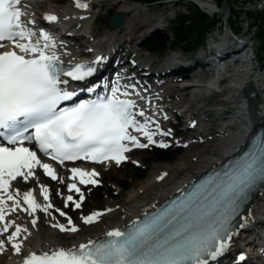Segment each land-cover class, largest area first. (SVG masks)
I'll return each instance as SVG.
<instances>
[{"label":"snow or ice","instance_id":"snow-or-ice-1","mask_svg":"<svg viewBox=\"0 0 264 264\" xmlns=\"http://www.w3.org/2000/svg\"><path fill=\"white\" fill-rule=\"evenodd\" d=\"M74 3L78 9L89 8L81 0ZM28 7L22 0H0V237H5L0 239V254L7 250V243L20 255L24 241L31 236L27 227L7 219L18 210L32 217L30 223L35 228L39 219L36 213L55 220L50 211L54 209L65 217L67 226L56 222L52 228L61 233L80 231L71 217L55 208L46 185H39L44 203L37 202L32 188L21 190L14 186V182L27 185L30 180H38V168L51 180L65 183L51 164L41 161L38 153L61 166L66 161L79 160L101 164L114 161L119 165L132 147H169L163 142L157 144L154 137L171 135L170 130H161L147 115L152 98L142 95L135 84H121L117 78L111 86L105 83L73 88V83L93 77L104 58L97 57L91 64H65L53 34L44 28L36 29ZM43 20L51 25L58 22V17L47 14ZM9 45L11 50H7ZM97 87H102L103 92H97ZM81 92L95 95L77 100ZM132 94L146 107L141 108L129 98ZM134 133L142 134L147 143H141ZM70 172L73 182L67 184V190L79 198L63 197L64 206L71 203L80 209L85 196L76 181L97 186L99 173L79 167ZM261 182L264 140L230 161L223 172L202 178L154 214L145 213L143 219L134 220L124 229L110 230L102 240L33 252L23 258V264H218L238 234L233 221L240 216L241 204ZM105 214L96 211L81 220L90 225ZM238 227H246V222ZM10 229L14 230L9 233ZM239 260L244 261L245 256L241 254Z\"/></svg>","mask_w":264,"mask_h":264},{"label":"bare ground","instance_id":"bare-ground-1","mask_svg":"<svg viewBox=\"0 0 264 264\" xmlns=\"http://www.w3.org/2000/svg\"><path fill=\"white\" fill-rule=\"evenodd\" d=\"M22 2L29 5L26 10L31 14L29 18L36 21L35 27L38 22L43 19V16L46 14L45 12L58 14L59 23L53 25L56 31L57 28L58 30H62L63 28H69L74 24H79V26H81L78 31L70 32L68 34L69 37L66 40H62L64 38H54L58 45V54L61 55L62 61L67 63H79L83 58H86L87 53L89 52L88 48H90V44L92 43L94 45H98L99 47L101 46L104 52H117L115 53L116 55L125 54L123 56L124 59L127 55H135V58H141L139 52L135 53L133 50L130 52L127 49L130 45H134L135 47L138 46L136 43L138 38H140V35L138 34L141 29L147 27L151 23L157 22V20L148 21L140 28H135L134 22H136L138 16L133 15V17H130L129 15H132L140 10V7L134 4H128L127 2L125 4H121L119 2L118 12L126 15L124 25L113 30L107 29L102 35L97 36L92 33V26L95 23V7L92 2L89 3V8L87 10H81L75 7L74 0L71 2L74 3V5L69 2L66 6L59 10L54 7L53 0H22ZM43 2L47 4L45 11L42 6ZM200 5L204 10H207L210 13L215 11L211 3L208 1L200 2ZM218 9L220 14L225 11L221 10L219 7ZM81 17L85 18L82 19ZM36 29L38 30L37 27ZM111 32L113 34L126 32L125 39L119 44V41L114 40V35H110ZM51 33L53 35L56 34L54 32ZM92 38H94V40H92ZM95 38H99V41L96 43H94ZM86 44L89 45L86 46ZM225 45L227 44L222 43L221 47H224ZM65 52L69 53V55H63ZM249 54L250 56H253L250 51ZM112 61V59L109 61L107 66L108 68L113 66ZM246 61H248L247 58ZM124 66L129 65L126 64ZM191 66L190 73H194L193 78H196L198 82L192 81L190 84H184L181 89L174 88L172 85L173 82H160L158 85L155 83L156 80H154L152 83L142 86L138 85V80H136L134 75L126 74L127 76H125L123 73H118L116 75L112 73L111 75V84L117 79L116 77L124 76V78H126L121 80V84H135L136 88L138 86L137 90L141 91L142 95L152 98V105L148 106L147 115L151 116L152 119L160 125V128L163 131L169 130L168 115L174 110V108L179 106L178 108L180 109H189L196 106V110H201L203 107L198 108L199 106L194 104L197 97H201L204 93L222 92L219 94V99L216 104L211 103V107L214 108L210 111L204 112V115H207V120L204 122L207 123V128L209 130L206 133H200V130L196 128H189L191 131L200 133V136L198 138L191 137L189 139L187 144V149H189L187 150V155L171 164H161V166L153 167L149 178L144 181L139 189L133 190L127 198L120 203L119 201L111 202L107 208L102 209L103 211L100 212H104L106 214L103 215V217H100L98 222L90 225H85L83 222L79 221L75 223L74 225L80 229L77 233H61L58 229L51 227V224L56 222L67 226V220L65 217L62 218L59 216V213L54 209L50 211L52 212V216L55 217V220L51 219L49 216L42 218L43 216H40L41 212L38 211L36 216L39 219L35 228H33L30 223L32 217L28 216L25 212H20L18 210L16 213L8 215L7 219L15 220L16 224L27 227L31 232V236L24 241V246L21 249L20 255H16L10 245H7L6 243L8 251L0 254V264H23V258L33 252L40 253L42 251H49L59 247L71 248L76 247L81 243H87L89 240H101L105 237V234L108 231L122 228L125 225L131 224L134 220L140 219L141 215L148 209L158 206L162 202L174 197L183 188L192 184L195 179L209 172L218 163L216 155L209 156V154L211 151H214V143H217L223 133L228 132V126H234L237 129L231 138L222 144V148L225 149L226 153L243 143L244 137L249 134L254 124L256 126L264 127V78L259 75L252 74L251 72L240 75L239 71L235 72L234 69L226 72L220 67L212 73L213 69H207L206 67L210 66L209 62H204L201 57L196 59ZM250 67L251 65H249V68ZM198 69L200 70L195 73ZM113 70L117 71L116 68ZM168 70L169 69L164 70V68L161 67L159 70H152L150 74L159 71L156 73L167 75ZM134 71H136V73H140L147 72L148 70L145 66L141 69L140 65H137L134 67ZM248 83H254L255 89L250 92L252 96L250 98L251 100H254L257 97L259 104V107L256 108L255 103L252 101V116L250 113L251 108L248 111L247 99L243 97L242 92V89L244 86H248ZM185 93L192 94L191 100L186 103L182 99V96L185 95ZM143 107H146L144 103L142 108ZM216 107L224 108L218 110ZM165 116L167 119H165ZM215 125H218V130L214 129ZM137 136L144 139L140 133H137ZM168 137L170 136L156 135L154 139H158V142L166 143ZM206 147L210 150L209 152L202 150ZM197 148L201 149L199 150ZM225 152L221 153V156L225 155ZM199 157H204L205 159L200 162L198 160ZM218 157H220V155H218ZM110 165L117 164L114 162ZM104 166H108V164ZM174 168L182 171L183 175L175 180L172 187L163 185V181ZM91 170H95L100 175V171L98 169ZM99 175L96 177L97 180ZM161 175H164L162 180L159 179ZM37 177L38 180H30L27 185L14 182V186L20 187L21 190L32 188L37 195V202L44 203L42 196L39 194V185H46L50 190V200L54 204L55 208H59L67 213L71 203H69L68 207L64 206L62 208L59 205L60 199L68 195H73L74 199L78 196L75 193H69L67 190V184L73 182L69 179V171H64L62 169L58 170V177L63 178L65 181L64 184H59L63 185V189L60 192L54 191V188H51L44 178L39 176ZM178 181L179 183H177ZM76 183L77 186L80 187L81 191L86 194V186L80 185L78 181H76ZM58 192L62 195H58ZM152 192L153 194L149 196ZM83 204H85V200ZM109 209H111V211H107ZM117 214L120 215V218L117 221H112V218ZM262 221H264V188L254 197L245 213L239 218V225L242 222H246V227L238 229V234L233 237L229 251L225 256L218 260V264H263L264 261L254 260V257L249 258L246 262L240 261L237 258L239 255L244 253L245 248L252 247V244L255 243L257 236H255L254 228L255 226L260 225ZM13 230L14 229H10L9 233ZM3 238L5 237H0V239Z\"/></svg>","mask_w":264,"mask_h":264},{"label":"rangeland","instance_id":"rangeland-1","mask_svg":"<svg viewBox=\"0 0 264 264\" xmlns=\"http://www.w3.org/2000/svg\"><path fill=\"white\" fill-rule=\"evenodd\" d=\"M88 2H92L94 4V11L95 14H97L96 16V21L94 23V25L92 26V31L93 34L95 35H102L105 30L110 29L109 25H108V20L110 18V16L113 13H117L118 12V6L116 5L118 4V2H121V4H125L126 2L128 4H134L132 2V0H86ZM46 2V1H45ZM45 2H43V9L45 11V9L47 8V4H45ZM54 2V7L56 9H61L62 7L66 6L69 2H73V0H53ZM72 5H74V3H71ZM137 6L140 7V10H138L137 12H135L134 14H130V17L134 16H138V18L136 19V22H134V27L135 28H140L141 26H143L145 23H147L148 21H156L155 23H151L150 25H148L147 27L141 29L139 31L140 38H138V42H142L147 36H149L154 30H157V28H160V30L162 32L165 33H169V31L171 30V26L173 25V21L172 19H174L175 17V13H179V12H187L189 10V8H191L190 3H188L187 1L184 0H171L166 2L163 5H159V3H156L154 5H151L149 7H145V6H141L140 4H136ZM59 8H57V7ZM46 7V8H45ZM136 7V6H135ZM236 7H239V5L237 4ZM253 6H246V8H252ZM253 9V8H252ZM129 17V18H130ZM229 17L228 12L225 13L222 17L219 16L218 18H222V23H224L227 21ZM247 17L248 21H244ZM159 22V23H158ZM242 22V23H241ZM254 22L253 19L249 18L247 15H242V19L240 22H238V25H242L244 29H246V27H248L249 25L251 26L252 23ZM74 28L71 30V32H76L78 31L81 26H79V24H74L73 25ZM253 26V25H252ZM237 31V30H235ZM257 31V28H252V32L251 34L253 35L255 32ZM125 34L124 33H111V35H114V40L115 41H119V44L125 39ZM251 35V36H252ZM214 36V34L210 33L208 38H212ZM256 45L260 46V42L259 39H256ZM130 49V50H129ZM128 51L132 52L131 50H133L135 53L139 52L140 57H142V60H140L139 62L136 60H132V62H135L139 65H144L146 66V64H148V62H154L159 63L161 61V57L160 55H152L147 52L144 48H139V47H135L134 45H130V47L127 49ZM257 53H260V50H256ZM181 51L176 50V54L175 55H181L180 53ZM202 52V51H201ZM192 53V54H187L184 57L187 59H193L195 60L196 58H199L200 53ZM125 54L122 55V57ZM260 60L264 59V56H259ZM146 61V62H145ZM174 87H177V84H173ZM172 87V86H171ZM184 96V97H183ZM182 96L183 101L189 102L191 100L192 94L191 93H185V95ZM197 99V100H196ZM195 99L194 104H196L197 106H199L198 108L203 107L201 110H196V106H194V108H189V109H180L178 107L174 108L175 112H179V113H183L185 110H187L186 115H183L182 119L180 120L178 117H175L174 113H171V117L173 119V121H178L181 129H178L177 127L175 128L174 126L168 128L171 131V135L170 137H168L166 144L169 145V147H166L165 149H182L181 154L178 156V158L175 160V162L181 158H184L187 155V144L189 142V139L191 137H199L200 133H206L209 129L207 128V123H205L204 121L207 120V115H204V112L206 111H210L211 109H213L214 107H211V103L216 104L217 100L219 99V96H214L212 98L206 99L205 97H203L201 95V97H197ZM227 107V106H226ZM224 107H216V109L220 110ZM226 109V108H225ZM206 116V117H205ZM193 124L195 125L193 127ZM189 128H196L198 130H200V133L195 132V131H188ZM215 130H218V126L215 125ZM190 135V136H189ZM215 145L217 143H214ZM197 149H201V148H197ZM202 150H206V151H210L208 149V147H206L205 149ZM150 151V150H147ZM205 158L204 157H199L198 160L200 162H202ZM173 163V162H172ZM158 164V165H157ZM161 164H171V163H152L150 156L146 153L143 152H135L130 159L128 160V162H126L125 164H121V165H109V166H102L99 167V171L100 174L102 176V179L99 181L98 180V184H100V182H103V188L104 190H109V189H116L115 195L118 197L116 200H112L110 198H104L102 201H97L95 199V195L97 196L96 191L98 190V187L95 188L94 187H90L89 189H86V195L85 196V204H83L81 206L80 209H75L74 205L70 204V207L67 211V216L72 218L73 224L79 222H82L81 217L83 216H87L92 214L93 212L96 211H103L102 209L107 208V206L111 203V202H118L119 203L121 201H123L124 199L127 198V196L133 191V190H137L141 187V185L144 183L145 180H147L150 176V172L152 170L153 167L156 166H161ZM128 165H134L136 167L139 168H145L147 167V174H146V178L141 181V182H136L133 181L132 182V187L128 192H123L120 191V189L117 187V184L121 181H123V179L126 178V176L130 175L129 172H127L126 170V166ZM67 171V170H66ZM181 175H183V172L180 171L179 169H172L170 171V173L167 175V177L165 178V180L163 181V185H168L169 187H172L173 183L175 182V180L179 177H181ZM47 180V179H46ZM111 180V181H108ZM110 182V186H105L104 182ZM47 184L49 186H51V188H54V191H62V186L63 185H59L60 182H53V181H49L47 180ZM115 184V185H114ZM99 186V185H97ZM61 187V188H60ZM60 189V190H59ZM92 193H93V199H91L92 197ZM153 194L150 193L149 196H151ZM79 197L77 196L76 199H78ZM64 199L63 197L60 199V206L63 208L64 207ZM40 216H43L42 218L46 217V215L44 213H40ZM103 217V215H102ZM63 218V217H62ZM120 218V215L117 214L115 217H113L111 220L112 221H117Z\"/></svg>","mask_w":264,"mask_h":264},{"label":"trees","instance_id":"trees-1","mask_svg":"<svg viewBox=\"0 0 264 264\" xmlns=\"http://www.w3.org/2000/svg\"><path fill=\"white\" fill-rule=\"evenodd\" d=\"M136 1H140L144 5L157 3L158 0ZM224 1H226L233 15L231 18V24L237 25V19L240 18V13L232 6V3L237 2L238 0H217L219 7H222ZM247 14L250 18H254L255 24L258 25V37L262 43L261 54L264 55V15L259 11H257L256 14L251 12H248ZM219 22L220 20L211 18L198 6L191 4V8L188 12H181L177 15V19L173 22L170 33L156 30L145 39L143 46L155 55L164 54L170 48H179L186 53H191L192 51L198 50L205 44L207 36L218 26ZM236 30L240 31L241 27L237 25ZM181 152V150L172 151L154 149L146 154L150 156L152 163H172L178 158ZM126 171L129 172L130 175L126 176L123 181L119 182V186L123 189V191H129L132 187L133 181L141 182L146 178L147 174V169L137 168L132 165H129ZM107 193L113 199L116 198L110 190ZM105 195V191L100 188L97 192V198L102 201L105 198Z\"/></svg>","mask_w":264,"mask_h":264},{"label":"water","instance_id":"water-1","mask_svg":"<svg viewBox=\"0 0 264 264\" xmlns=\"http://www.w3.org/2000/svg\"><path fill=\"white\" fill-rule=\"evenodd\" d=\"M223 8L227 10L226 1L223 3ZM125 15L124 14H114L111 16L109 20V25L112 29H115L117 27H120L124 24Z\"/></svg>","mask_w":264,"mask_h":264}]
</instances>
